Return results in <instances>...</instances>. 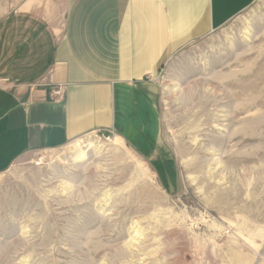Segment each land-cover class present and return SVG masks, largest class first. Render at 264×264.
Wrapping results in <instances>:
<instances>
[{"label": "rangeland", "instance_id": "obj_1", "mask_svg": "<svg viewBox=\"0 0 264 264\" xmlns=\"http://www.w3.org/2000/svg\"><path fill=\"white\" fill-rule=\"evenodd\" d=\"M156 80L155 135L89 132L0 174V264H264V0Z\"/></svg>", "mask_w": 264, "mask_h": 264}, {"label": "crops", "instance_id": "obj_2", "mask_svg": "<svg viewBox=\"0 0 264 264\" xmlns=\"http://www.w3.org/2000/svg\"><path fill=\"white\" fill-rule=\"evenodd\" d=\"M255 1L0 0V174L89 132L155 135L158 70Z\"/></svg>", "mask_w": 264, "mask_h": 264}, {"label": "built area", "instance_id": "obj_3", "mask_svg": "<svg viewBox=\"0 0 264 264\" xmlns=\"http://www.w3.org/2000/svg\"><path fill=\"white\" fill-rule=\"evenodd\" d=\"M51 93H52V95H54V96H59V95H61V90H60L59 87H57V88H53V89L51 90ZM41 159H42V155H41V156H40V155H37V157H36V159H35V161H34V163H35L36 166H39V165L42 164Z\"/></svg>", "mask_w": 264, "mask_h": 264}, {"label": "bare ground", "instance_id": "obj_4", "mask_svg": "<svg viewBox=\"0 0 264 264\" xmlns=\"http://www.w3.org/2000/svg\"><path fill=\"white\" fill-rule=\"evenodd\" d=\"M207 102V101H206ZM206 105V104H205ZM198 114V113H197ZM241 124H243V121L241 122ZM243 127V126H242ZM241 127V128H242ZM89 145V147H93L94 145L92 144V143H89L88 144ZM95 147V146H94ZM187 149V148H186ZM84 158V155H83V153H79V155H78V159L79 160H81V159H83Z\"/></svg>", "mask_w": 264, "mask_h": 264}]
</instances>
